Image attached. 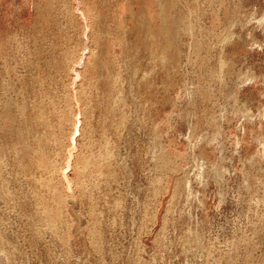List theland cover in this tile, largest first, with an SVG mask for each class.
Here are the masks:
<instances>
[{
	"label": "rangeland",
	"instance_id": "374dc122",
	"mask_svg": "<svg viewBox=\"0 0 264 264\" xmlns=\"http://www.w3.org/2000/svg\"><path fill=\"white\" fill-rule=\"evenodd\" d=\"M0 264H264V0H0Z\"/></svg>",
	"mask_w": 264,
	"mask_h": 264
}]
</instances>
